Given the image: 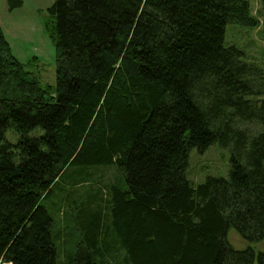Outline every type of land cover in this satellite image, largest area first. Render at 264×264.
<instances>
[{"label": "trees", "instance_id": "trees-1", "mask_svg": "<svg viewBox=\"0 0 264 264\" xmlns=\"http://www.w3.org/2000/svg\"><path fill=\"white\" fill-rule=\"evenodd\" d=\"M48 11L55 84L0 27V264H264V98H247L264 91L225 44L228 23L258 25L249 1L55 0ZM250 122L261 131L240 126ZM215 142L232 144L229 178L195 185L190 150ZM113 164L116 178L94 184L90 169ZM67 181L95 192L75 218L64 212L80 237L60 260L67 241L44 201Z\"/></svg>", "mask_w": 264, "mask_h": 264}, {"label": "rangeland", "instance_id": "rangeland-1", "mask_svg": "<svg viewBox=\"0 0 264 264\" xmlns=\"http://www.w3.org/2000/svg\"><path fill=\"white\" fill-rule=\"evenodd\" d=\"M54 1L25 0L21 7L10 10L7 0H0V27L10 43L12 54L27 66H30L34 57H37L43 83L51 84H55L57 78V50L48 29L50 14L48 8ZM248 1L253 15L259 21L258 25L251 27L239 23H228L225 44L236 46L241 51L240 61L251 65L255 69V74L252 75L254 89L264 91V0ZM247 98L252 100L264 98V92L250 94ZM240 126L247 127L251 133L261 131V126L256 122L241 123ZM41 133H43V130L38 128L30 132V136ZM19 137V134L13 128H10L6 133V139L13 143H16ZM231 152L232 144L224 146L219 142L213 143L204 151L192 148L186 170L188 179L197 185L204 182L209 176L229 178ZM90 170L91 178L95 181L94 184L101 185V187L111 183L118 174V167L115 164L94 166ZM61 186L62 189L58 187L55 189L54 195L44 201L56 225L60 227H62L63 221L66 222V211L69 213V218H75L74 215L77 212L75 204L79 201H90V197L93 196L92 193L95 192V189H93L94 191L90 190L88 183L70 188L71 186L67 181L61 183ZM88 188L91 192L88 191ZM64 192L67 198L63 204ZM104 195L107 194L104 193ZM61 207L63 208L61 209ZM87 208L88 212H91V207ZM74 227L76 226L72 225L66 228L63 226L61 229L64 230L62 232L63 240L67 242H61L60 260L64 258V252L72 249L73 243L75 244L78 241L77 237H80ZM229 239L236 248L241 249L247 245L234 228L230 231ZM261 245L263 244H258L260 247Z\"/></svg>", "mask_w": 264, "mask_h": 264}, {"label": "water", "instance_id": "water-1", "mask_svg": "<svg viewBox=\"0 0 264 264\" xmlns=\"http://www.w3.org/2000/svg\"><path fill=\"white\" fill-rule=\"evenodd\" d=\"M12 264V263H11Z\"/></svg>", "mask_w": 264, "mask_h": 264}]
</instances>
